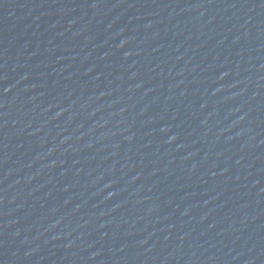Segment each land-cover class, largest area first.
<instances>
[{"label":"water","instance_id":"1","mask_svg":"<svg viewBox=\"0 0 264 264\" xmlns=\"http://www.w3.org/2000/svg\"><path fill=\"white\" fill-rule=\"evenodd\" d=\"M0 264H264V0H0Z\"/></svg>","mask_w":264,"mask_h":264}]
</instances>
